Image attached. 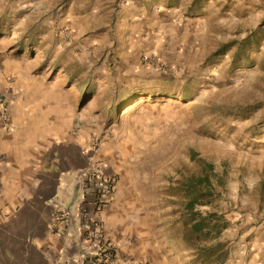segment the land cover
Wrapping results in <instances>:
<instances>
[{"label":"rangeland","instance_id":"rangeland-1","mask_svg":"<svg viewBox=\"0 0 264 264\" xmlns=\"http://www.w3.org/2000/svg\"><path fill=\"white\" fill-rule=\"evenodd\" d=\"M72 1L0 0V42L34 80L73 103L74 138L106 150L131 187L130 254L142 264H264V0H149L192 5L178 20L177 40L190 50L176 53V64L153 57L160 63L138 68L142 74L105 66V50L81 54L74 33L67 44L54 40L64 27L74 32L65 17ZM224 44L232 46L213 58ZM208 162L216 194L202 210L227 226L192 245L178 186L205 174ZM218 243L227 251L222 263L201 250Z\"/></svg>","mask_w":264,"mask_h":264},{"label":"crops","instance_id":"crops-1","mask_svg":"<svg viewBox=\"0 0 264 264\" xmlns=\"http://www.w3.org/2000/svg\"><path fill=\"white\" fill-rule=\"evenodd\" d=\"M106 1L110 4L74 0L67 9L66 23L81 40L74 42L81 54L90 47L95 57L105 50V66L110 61L142 74L139 70L146 72L151 67V57L176 64L173 58L178 52H189L183 53L177 45L181 40L178 20L192 5ZM54 38L65 44L61 37ZM23 60L0 42V97L5 99L0 111L9 119L0 129V264H53L59 256H82L87 251L81 237L85 227L80 211L84 208L90 210V221L98 220L104 226L120 252L133 254L132 242L125 237L131 235L127 227L132 215L131 187L108 163L106 150L94 144L86 147L83 139L74 138L78 114L73 103L59 99L62 96L55 85L34 80L35 71ZM84 135L81 131L78 137ZM97 165L119 178L117 192L104 211L85 202L83 180ZM58 207L65 212L67 224L53 232Z\"/></svg>","mask_w":264,"mask_h":264},{"label":"built area","instance_id":"built-area-1","mask_svg":"<svg viewBox=\"0 0 264 264\" xmlns=\"http://www.w3.org/2000/svg\"><path fill=\"white\" fill-rule=\"evenodd\" d=\"M59 34L65 43H69L73 39V32L70 28L64 27ZM148 60L152 64L160 63V61L155 60L153 57ZM4 102L5 99L0 97V103ZM8 121L6 112L0 111V129L6 127ZM86 178L90 179L89 183H86ZM83 182L85 192L88 191L86 185L96 189V210L104 211L109 205L110 199L117 192L119 178L116 174L105 173L102 166L97 165L87 173ZM80 213L84 220L83 226L85 227V231H83L81 237L86 245L87 251L80 257L71 258L59 256L55 258L53 264H75L78 260H81L83 264H142L130 253L120 252L115 241L106 233L104 226L98 220L90 221L91 218L89 217L90 213L88 211L81 209ZM66 224V214L62 208L58 207L55 211L51 230L53 232H59Z\"/></svg>","mask_w":264,"mask_h":264},{"label":"trees","instance_id":"trees-1","mask_svg":"<svg viewBox=\"0 0 264 264\" xmlns=\"http://www.w3.org/2000/svg\"><path fill=\"white\" fill-rule=\"evenodd\" d=\"M230 46L232 45H222L213 53L212 57L214 58L225 54ZM239 51H237V53ZM247 60H250V58L248 57ZM137 94H139V96H145L147 92L138 91ZM126 98L131 97L124 96L123 100ZM114 108H116V106ZM213 169L214 166L211 163H205V174L187 177L185 180H182L178 186V192H182L185 195L183 201L184 237L189 240V243L192 245H200L203 240L220 235L223 229L227 226V222L222 221V218L219 217L214 219V217L217 216L215 212H204L202 210V207L213 203L216 194V188L211 181V173L213 172ZM89 181L90 179L86 178V183H89ZM86 187L88 188V191L85 193V202L91 201L96 210L97 201L95 198L97 191L95 188L89 187V185H86ZM84 209L90 213L89 209ZM201 250L204 252L202 254L205 258L209 260L215 259L219 263H222L227 257V251L222 248L220 243L209 247H201Z\"/></svg>","mask_w":264,"mask_h":264},{"label":"bare ground","instance_id":"bare-ground-1","mask_svg":"<svg viewBox=\"0 0 264 264\" xmlns=\"http://www.w3.org/2000/svg\"><path fill=\"white\" fill-rule=\"evenodd\" d=\"M15 37V36H14Z\"/></svg>","mask_w":264,"mask_h":264}]
</instances>
